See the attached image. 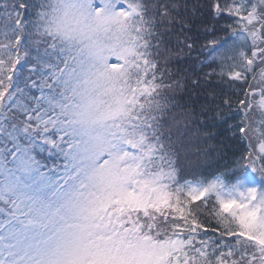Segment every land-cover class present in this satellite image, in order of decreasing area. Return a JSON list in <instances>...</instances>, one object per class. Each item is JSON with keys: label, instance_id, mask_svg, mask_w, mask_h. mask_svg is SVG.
Masks as SVG:
<instances>
[{"label": "snow or ice", "instance_id": "6c2138e0", "mask_svg": "<svg viewBox=\"0 0 264 264\" xmlns=\"http://www.w3.org/2000/svg\"><path fill=\"white\" fill-rule=\"evenodd\" d=\"M0 264H264V0H0Z\"/></svg>", "mask_w": 264, "mask_h": 264}]
</instances>
